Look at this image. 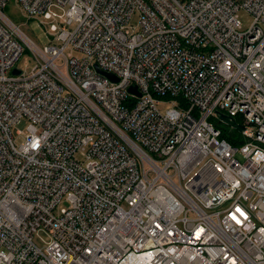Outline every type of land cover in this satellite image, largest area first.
I'll return each instance as SVG.
<instances>
[{
	"label": "built area",
	"instance_id": "obj_1",
	"mask_svg": "<svg viewBox=\"0 0 264 264\" xmlns=\"http://www.w3.org/2000/svg\"><path fill=\"white\" fill-rule=\"evenodd\" d=\"M7 1L0 264H264V0Z\"/></svg>",
	"mask_w": 264,
	"mask_h": 264
},
{
	"label": "rangeland",
	"instance_id": "obj_2",
	"mask_svg": "<svg viewBox=\"0 0 264 264\" xmlns=\"http://www.w3.org/2000/svg\"><path fill=\"white\" fill-rule=\"evenodd\" d=\"M4 13L11 19V21L18 26L24 33H26L32 40H34L38 45L42 46L49 41L48 36V28L45 24L41 23V19L39 17L28 18L24 12L20 9V6L16 4L14 0H8L6 7L4 8ZM237 16L241 23L243 29L250 27L252 23V17L250 14L244 10L240 9L237 12ZM136 18H133L132 24H135ZM21 71H29L33 66V61L31 59V53L28 49L24 48L22 55L19 57L18 61L15 65ZM160 112H164L167 109L165 104L160 105ZM236 120L241 122L240 117H237ZM209 121L213 122L220 128L224 130L225 133H229L231 131V126L226 124L225 122L219 121L217 116H210ZM28 121L26 119H21L19 123L13 127V134L14 132L19 129L23 132H26V126ZM235 129V128H233ZM240 135V131L235 129L233 135ZM23 140V137H17L16 142L20 143ZM36 242L40 243V241Z\"/></svg>",
	"mask_w": 264,
	"mask_h": 264
},
{
	"label": "water",
	"instance_id": "obj_3",
	"mask_svg": "<svg viewBox=\"0 0 264 264\" xmlns=\"http://www.w3.org/2000/svg\"><path fill=\"white\" fill-rule=\"evenodd\" d=\"M98 71L105 75V76H108V78L110 79H113L115 81H117L118 79L115 78L113 75L109 74V73H106V72H103L102 70L98 69ZM13 74H18L19 73V69L15 68L13 71H12ZM129 91L130 92H136V87L135 86H131L129 87ZM216 114H217V117L222 121V122H225L226 124L230 125L231 127L241 131L244 129V126H242L241 124L237 123L235 121V119H233L232 117L220 112V111H216Z\"/></svg>",
	"mask_w": 264,
	"mask_h": 264
},
{
	"label": "trees",
	"instance_id": "obj_4",
	"mask_svg": "<svg viewBox=\"0 0 264 264\" xmlns=\"http://www.w3.org/2000/svg\"><path fill=\"white\" fill-rule=\"evenodd\" d=\"M221 136H222V137H226V138H228V137H227V134H226L225 132H222ZM228 139H229V138H228Z\"/></svg>",
	"mask_w": 264,
	"mask_h": 264
}]
</instances>
